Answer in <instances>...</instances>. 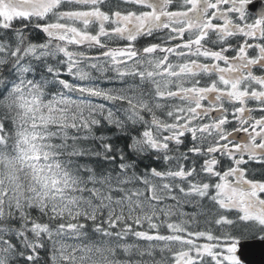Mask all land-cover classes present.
Returning a JSON list of instances; mask_svg holds the SVG:
<instances>
[{"label": "snow or ice", "instance_id": "snow-or-ice-1", "mask_svg": "<svg viewBox=\"0 0 264 264\" xmlns=\"http://www.w3.org/2000/svg\"><path fill=\"white\" fill-rule=\"evenodd\" d=\"M253 5L0 0V264H250L264 244Z\"/></svg>", "mask_w": 264, "mask_h": 264}, {"label": "water", "instance_id": "water-1", "mask_svg": "<svg viewBox=\"0 0 264 264\" xmlns=\"http://www.w3.org/2000/svg\"><path fill=\"white\" fill-rule=\"evenodd\" d=\"M250 264H264V244L255 242L252 251L246 256Z\"/></svg>", "mask_w": 264, "mask_h": 264}, {"label": "flooded vegetation", "instance_id": "flooded-vegetation-1", "mask_svg": "<svg viewBox=\"0 0 264 264\" xmlns=\"http://www.w3.org/2000/svg\"><path fill=\"white\" fill-rule=\"evenodd\" d=\"M261 4H264V0H254V5H253V7H254V9L256 10H258L259 9V6L261 5Z\"/></svg>", "mask_w": 264, "mask_h": 264}]
</instances>
